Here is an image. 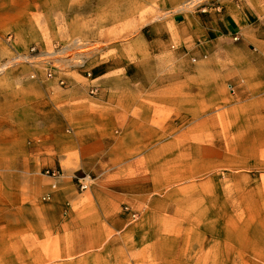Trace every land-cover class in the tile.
Returning <instances> with one entry per match:
<instances>
[{"label":"crops","instance_id":"crops-1","mask_svg":"<svg viewBox=\"0 0 264 264\" xmlns=\"http://www.w3.org/2000/svg\"><path fill=\"white\" fill-rule=\"evenodd\" d=\"M100 1L0 0V33L33 31L36 2H68L85 32ZM164 21L136 60L0 79V264H264V185L240 181L251 166L264 174V0ZM169 90L182 121H159ZM200 145L228 148L204 160ZM213 164L234 169L233 185L196 181ZM54 167L55 180L43 173Z\"/></svg>","mask_w":264,"mask_h":264},{"label":"rangeland","instance_id":"rangeland-1","mask_svg":"<svg viewBox=\"0 0 264 264\" xmlns=\"http://www.w3.org/2000/svg\"><path fill=\"white\" fill-rule=\"evenodd\" d=\"M230 1L237 5L241 3V0H110L109 2L101 0L98 23H91L92 27L86 28L85 32H81V24H77V27L72 25V20L75 18L72 17L71 12L65 11V5L68 2L60 4L36 2L33 18L36 27L33 31L0 33V79H3V84L10 88L12 82H7V79H10L9 76L21 75L27 76L28 79H35L37 74L32 70L40 68L41 62L48 65L54 76L68 69L74 70L73 75H75L85 64L88 66L87 72L92 73L113 57H116L114 59L120 63V60H123L122 55L125 54H128V60H136L141 48L138 41L142 38L141 35L146 34L147 26L153 21L159 18V23H164L167 15L177 9L207 13L210 8H223V5ZM109 9L111 16H108ZM112 9H114L115 17H113ZM67 14L70 15L67 16ZM97 24L98 27L93 26ZM34 63L37 64L35 67L32 65ZM120 71L123 70L112 69V67L109 69L110 74ZM131 72L134 73L133 70ZM161 72L172 73V66H159V73ZM57 84L58 88H65L64 85ZM171 101L170 90L159 92V121L165 118L174 122L183 120V117L174 114L177 110L172 106ZM216 118L219 123L223 120L219 113L216 114ZM198 137L199 134L195 136V138ZM213 137H217L213 131L206 134L207 139ZM195 141L204 140L202 138ZM200 147L204 160L208 157L210 160L213 159L216 150L228 148L225 145H200ZM204 160L201 162L196 160L197 168L203 165ZM226 170L231 172L234 169L213 164L206 173L197 177L196 181L201 183L208 181V185L216 192L221 181L224 185L225 181L228 186L233 185L231 177H223V172ZM244 171L249 175L240 178L241 183L264 185V174H261L256 167L251 166ZM137 217L138 215L134 219ZM147 264L151 263L147 262Z\"/></svg>","mask_w":264,"mask_h":264},{"label":"built area","instance_id":"built-area-1","mask_svg":"<svg viewBox=\"0 0 264 264\" xmlns=\"http://www.w3.org/2000/svg\"><path fill=\"white\" fill-rule=\"evenodd\" d=\"M46 76L47 77H52L53 76V72L51 71L50 68L46 70ZM59 83L63 84V81L60 80ZM93 90L94 89L91 88L90 91L93 92ZM43 173L45 175H47L48 177L52 178L53 180L57 179L58 177H60L62 175V171L59 168H57V167L45 168L43 170ZM92 180H93L92 177L88 173H85L82 176L76 177V184H77L78 189L81 190V191L88 189L90 187V184H91ZM52 186L55 187V184L52 183ZM123 210L127 211L128 210L127 206H124ZM136 215L137 214L135 212H131L130 213V216H131L132 219H134L136 217Z\"/></svg>","mask_w":264,"mask_h":264}]
</instances>
